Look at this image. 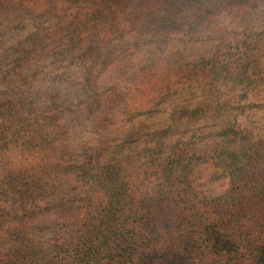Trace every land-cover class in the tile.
<instances>
[{"label":"trees","instance_id":"obj_1","mask_svg":"<svg viewBox=\"0 0 264 264\" xmlns=\"http://www.w3.org/2000/svg\"><path fill=\"white\" fill-rule=\"evenodd\" d=\"M262 2L0 0V6L43 9L58 19L56 34L88 32L87 53L100 58V71L124 58L136 65L118 88L91 102V125L105 131L149 113L180 87L237 85L249 75L264 84V29H242L228 41L201 34L218 15ZM183 41L217 44L210 56L183 66L158 59ZM90 85L99 89V79ZM22 109L21 101L0 102V201L11 209L0 206V264H264V140L200 154L144 146L141 154L95 162L65 142L42 138L35 154L27 141L17 147ZM201 163L228 180L225 193L205 195V182L194 174ZM68 193L82 196L77 206L61 204L68 220L47 228L57 230L51 237L33 236L30 199Z\"/></svg>","mask_w":264,"mask_h":264},{"label":"rangeland","instance_id":"obj_2","mask_svg":"<svg viewBox=\"0 0 264 264\" xmlns=\"http://www.w3.org/2000/svg\"><path fill=\"white\" fill-rule=\"evenodd\" d=\"M57 25L58 19L43 9L0 6V102L23 103L24 139L18 138L17 147L27 141L35 154L43 139L65 142L96 162L141 154L144 146L176 145L200 154L224 143L238 148L264 140V84L253 83L254 75L237 85L207 81L180 87L149 113L94 131L89 115L94 97L109 94L113 85L118 88L136 65H128L124 58L100 71V58L87 53L90 34H56ZM246 28L264 29V2L238 15H218L201 34L228 41ZM216 44L183 41L157 55L159 60L183 66L201 55L210 56ZM95 77L99 79L97 90L90 85ZM212 172L206 163L194 167V174L205 182L203 191L208 198L228 188V180L211 176ZM81 197L80 193L32 197L28 208L35 213L33 236L56 233L47 228L69 216L61 204L77 206ZM0 206L11 210L9 203L0 201ZM4 243L0 234V245Z\"/></svg>","mask_w":264,"mask_h":264}]
</instances>
